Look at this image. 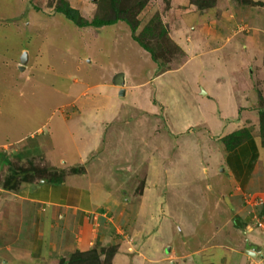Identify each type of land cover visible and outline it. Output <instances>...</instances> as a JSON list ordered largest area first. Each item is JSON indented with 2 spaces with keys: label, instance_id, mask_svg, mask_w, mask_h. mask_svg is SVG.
I'll return each instance as SVG.
<instances>
[{
  "label": "rangeland",
  "instance_id": "obj_1",
  "mask_svg": "<svg viewBox=\"0 0 264 264\" xmlns=\"http://www.w3.org/2000/svg\"><path fill=\"white\" fill-rule=\"evenodd\" d=\"M64 1L83 20L112 17L99 9V0ZM201 1L145 0L140 9L134 7L135 0H127L124 4L133 9L123 17L131 25L118 21L80 28L55 10L59 0H0V194L17 195V190L2 186L9 169L6 159L14 166L49 167L39 156L12 158L26 144V139L15 137L32 133L41 145L40 140L56 136L64 153L81 159L57 168L62 169L59 182L83 174L107 193V220L100 224L104 227L98 243L90 248L96 250L99 264H184L191 255L182 253L188 250L196 263L238 264L228 260L224 246L208 248L231 244L227 230L239 224L234 205L241 196L227 199L235 187L221 163L223 150L214 148L222 132L216 99L199 95V83H207L216 67L211 63L214 54L202 59L199 54L207 40L216 41L225 33L247 35L253 28L264 32V0H252L251 5L215 0L200 11L196 4ZM159 26L177 48L186 45L188 53L178 54L166 40L153 38ZM135 38L162 48L166 55L153 63ZM182 64L187 66L179 67ZM219 73L226 78L223 68ZM224 94L218 97L220 105L230 111ZM261 98L258 93L256 109L263 108ZM240 133L231 130L228 139L234 141ZM257 133L264 143V130L261 135L258 128ZM47 180L39 174L32 181ZM255 200L260 203L264 196ZM29 248V242L20 240L11 254H28ZM0 252L3 261L8 260L9 254ZM77 252L61 249L39 259L31 250L33 260L14 264H66Z\"/></svg>",
  "mask_w": 264,
  "mask_h": 264
},
{
  "label": "crops",
  "instance_id": "obj_2",
  "mask_svg": "<svg viewBox=\"0 0 264 264\" xmlns=\"http://www.w3.org/2000/svg\"><path fill=\"white\" fill-rule=\"evenodd\" d=\"M246 23L249 24L250 21H246ZM253 29L255 31L247 35L225 33L224 36L217 37L216 41L206 39L208 42L203 47L204 53L199 52L202 53L199 54L200 59L206 55L214 54V63L212 60L211 63L216 67H213V73H210L211 77L207 75V83L205 81L199 83V95H205L206 98L210 95L213 96L216 99L217 112L222 114L220 116L219 113L213 112L218 118L220 117L219 124L222 128L214 148L223 150L220 156L221 163L224 171L228 170L229 181L235 187L234 194H230L227 199L233 201L241 196L239 205L237 203L234 205L235 212L239 216L237 217L239 224H236V229L232 227L227 230V233H230L228 236L231 244L217 243L213 246L208 244V248L214 250L219 246H224L222 249H227L225 254L228 256V260L238 264H264V260L258 261L259 255L264 254V201L258 203L255 200V197L261 200L264 196V146H262L257 133L260 128L259 109L255 108L258 93H260L264 104V32L258 31L256 28ZM185 46L181 47V51L183 50L184 53L187 51ZM226 49H229L227 53L224 52ZM194 55L190 57V60L187 57V60H193ZM227 61L230 63L240 62V65L226 67ZM218 62H224L225 65L221 67L222 64H220L219 67ZM184 65L179 67L187 66ZM205 68L211 69V67ZM222 68L226 73V78L219 73V69ZM219 77L223 81L221 84ZM119 79L123 81L122 76H119ZM225 80L227 82L224 83ZM202 91L204 94L201 93ZM223 91H225L227 104L232 105L230 111H224L225 108L220 105ZM229 121L231 124H228ZM206 129L210 130L209 127ZM182 130L185 132L186 128ZM231 130L241 131V133H245V136L234 141L228 139ZM175 132H179V130L176 129ZM31 134H21L15 137L19 138L18 141L26 139L25 146L19 152L21 157L39 156L54 168L64 166L67 164L66 162L74 164L75 161L81 160L64 153V146L60 145L57 137L53 134L47 140H40L41 145H38L37 139ZM70 136L74 140L76 139L75 135ZM216 137V135L212 136L210 140H214ZM68 138L70 137L68 136ZM35 143H37V148ZM93 147L92 150L95 149V151L98 148L97 144ZM75 151L81 152L78 142L75 145ZM83 176L82 174L68 178L65 183L39 181L19 188L17 195L13 192L0 194L2 200L0 222H3L0 225V230H2L0 251L4 250V253L9 254L8 260L3 261L0 257L1 263L14 264L33 260L31 250L33 255L42 259V255L45 253L55 255L61 249L62 252L69 253L76 250L84 252L94 247L100 237L99 234L103 232L104 224L101 229L100 224L103 223V220H107L104 208L108 199L107 193L103 189L87 182ZM22 226H24L23 229ZM106 228L105 225V230ZM233 237L237 238V241H234ZM15 239L27 241L32 245V248L28 249V254L27 251L23 253L17 251L13 255L11 254L12 246L18 243ZM250 252H254V256ZM0 253L2 254V252ZM182 254L187 257L192 256L190 250ZM169 255L167 257L171 258ZM172 256L179 259L175 253H172ZM191 256L183 260L182 263L205 264L203 260L196 263L191 259ZM153 262L158 263L159 259L153 260ZM178 263L173 260L169 262V264Z\"/></svg>",
  "mask_w": 264,
  "mask_h": 264
},
{
  "label": "trees",
  "instance_id": "obj_3",
  "mask_svg": "<svg viewBox=\"0 0 264 264\" xmlns=\"http://www.w3.org/2000/svg\"><path fill=\"white\" fill-rule=\"evenodd\" d=\"M102 3V9L103 13L108 10L107 13H110L112 17L108 16H103L101 19L94 17L93 20L91 21H86L83 20L78 12L68 6V4L64 0H59L58 6H56L55 10L59 13H61L66 20L70 21L71 23L75 24L77 27L83 28L87 26H92V27H102V26H107V25H113L118 21H124L127 24L131 25V23L124 18L123 16L126 15L127 12H131L130 9H133L129 5H125L124 3L127 0H99V3ZM144 1L145 0H135L134 7H139L142 9L144 7ZM215 0H212L211 3H208L207 0H202L200 3L196 4L197 10H205L208 8L212 7V3ZM235 4L239 5H251L254 3L252 0H232ZM194 4V5H195ZM136 25H132L130 28L135 29ZM153 38H158V39H164L166 40L171 47L174 49L173 51L178 52L180 54L182 51L174 43H171V41L168 39V35L166 32L165 28H162L159 26L158 33L155 37ZM136 42L138 44H141L144 50H146L149 55L150 59L158 64V59L163 58L166 55V51L162 50V48L158 46L154 47H149L144 45L143 43L140 42L138 38H135ZM161 60V59H160ZM121 76V75H120ZM259 124H260V130H261V135L264 130V107L259 108ZM245 134L240 133V138L244 137ZM239 139V138H238ZM262 146H264V143H262ZM12 158L17 159L20 161L21 159L19 158V154H11ZM21 157V156H20ZM20 159V160H19ZM6 164H8L9 169H8V175L6 176L4 182H3V188L5 190H12V191H18L19 186H26L33 184V178L36 177V175L43 174L44 176L48 177V180L46 181L47 183H60V175L59 173L62 172L58 171L57 168H49V167H35L32 166V163H29L28 166H14L11 164L9 160L6 159ZM39 179H42L43 176H39ZM46 180V179H44ZM95 249H90L88 252H77L72 254L66 264H99L98 263V254L95 253ZM93 254V255H92Z\"/></svg>",
  "mask_w": 264,
  "mask_h": 264
},
{
  "label": "built area",
  "instance_id": "obj_4",
  "mask_svg": "<svg viewBox=\"0 0 264 264\" xmlns=\"http://www.w3.org/2000/svg\"><path fill=\"white\" fill-rule=\"evenodd\" d=\"M252 256H254V252H250ZM264 260V255H259L258 261Z\"/></svg>",
  "mask_w": 264,
  "mask_h": 264
},
{
  "label": "water",
  "instance_id": "obj_5",
  "mask_svg": "<svg viewBox=\"0 0 264 264\" xmlns=\"http://www.w3.org/2000/svg\"><path fill=\"white\" fill-rule=\"evenodd\" d=\"M25 60H22L21 62L24 63ZM22 69V67H20ZM202 94H204V91L201 92Z\"/></svg>",
  "mask_w": 264,
  "mask_h": 264
}]
</instances>
